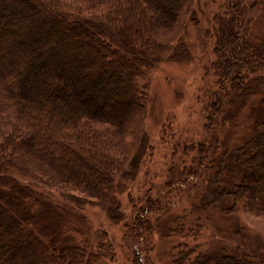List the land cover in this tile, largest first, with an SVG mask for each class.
Wrapping results in <instances>:
<instances>
[{
	"label": "trees",
	"instance_id": "obj_1",
	"mask_svg": "<svg viewBox=\"0 0 264 264\" xmlns=\"http://www.w3.org/2000/svg\"><path fill=\"white\" fill-rule=\"evenodd\" d=\"M194 2L0 0V185L8 182L0 187V264L113 260L106 232L93 245H83L71 231L67 210L46 197H30L33 188L8 179L19 172L59 191L73 205L100 207L120 220L119 195L134 176L132 161L143 145L148 115L147 87L141 82L162 56L182 44L187 19H194ZM73 4L90 16L67 11ZM237 8L233 3L230 15L214 18L213 67L228 83V107L264 86V39L254 42L241 34ZM260 101L264 109V96ZM251 115L254 120L253 112L245 119L253 128ZM261 127L231 151L243 169L239 184L215 193L216 201L233 198L229 213L244 205L264 215V122ZM189 175H181L182 186ZM143 223L137 215L126 225L138 238L136 247L145 233H153L151 225L140 229ZM190 225L171 233L196 242L202 226ZM181 246L185 249L173 264H256L248 257L210 256ZM136 247L130 264H146ZM106 250L110 258L103 255Z\"/></svg>",
	"mask_w": 264,
	"mask_h": 264
},
{
	"label": "rangeland",
	"instance_id": "obj_2",
	"mask_svg": "<svg viewBox=\"0 0 264 264\" xmlns=\"http://www.w3.org/2000/svg\"><path fill=\"white\" fill-rule=\"evenodd\" d=\"M233 3L239 4L241 34L254 42L263 40L264 0H195L194 19H187L182 37L187 52L182 54L184 47L177 44L145 74L141 83L147 87L148 115L143 145L132 161L134 176L125 181L126 190L119 195L120 220L100 207L73 205L62 199L59 191L19 172H12V179H8L11 184L20 182L33 188L36 192H29L30 197H46L67 210L74 227L68 228L83 245H93L100 232H106L113 245V260L106 259V264L131 263L136 247L134 239L138 238L127 231L126 225L135 223L137 215L146 221L140 229L143 225H151L153 229L152 235L147 237L145 233L146 240L141 239L136 247H141L146 264H173L177 254L185 249L181 246L184 244L208 251L210 256L230 254L264 264V215L245 210L244 205L229 213L226 210L233 198L216 201L214 197L218 190L231 191L239 184L243 169L234 162L231 151L253 136L255 129L261 130L264 122L260 101L264 86L257 96L228 107L232 100L228 83L213 67L214 18L230 15ZM80 8L73 4L67 11L90 16L91 13ZM261 76L264 82V73ZM251 79H246L249 85ZM251 111L254 120L251 115L248 122H253V128L245 119ZM187 173L191 174L189 181L182 186L181 175ZM7 186L6 180L0 185ZM192 223L202 226L196 242L171 233L177 226L190 227ZM102 253L110 258L107 250Z\"/></svg>",
	"mask_w": 264,
	"mask_h": 264
}]
</instances>
